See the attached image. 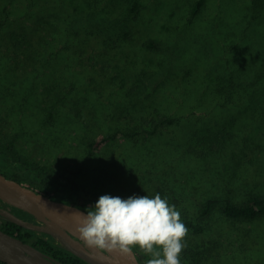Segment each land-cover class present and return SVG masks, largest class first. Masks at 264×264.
Returning <instances> with one entry per match:
<instances>
[{
  "label": "rangeland",
  "instance_id": "obj_1",
  "mask_svg": "<svg viewBox=\"0 0 264 264\" xmlns=\"http://www.w3.org/2000/svg\"><path fill=\"white\" fill-rule=\"evenodd\" d=\"M86 1L13 0L0 27V170L31 187L51 179L60 199L83 187L151 233L215 240L217 264H264V217L223 211L264 196V0H205L195 15L198 0H139L138 13ZM117 131L130 135L91 146Z\"/></svg>",
  "mask_w": 264,
  "mask_h": 264
},
{
  "label": "water",
  "instance_id": "obj_2",
  "mask_svg": "<svg viewBox=\"0 0 264 264\" xmlns=\"http://www.w3.org/2000/svg\"><path fill=\"white\" fill-rule=\"evenodd\" d=\"M12 208L29 216L19 215ZM0 218L32 230L88 264H144L121 231L95 210L55 199L1 170ZM0 261L7 264H69L1 227Z\"/></svg>",
  "mask_w": 264,
  "mask_h": 264
},
{
  "label": "trees",
  "instance_id": "obj_3",
  "mask_svg": "<svg viewBox=\"0 0 264 264\" xmlns=\"http://www.w3.org/2000/svg\"><path fill=\"white\" fill-rule=\"evenodd\" d=\"M34 1L32 0V2H30V4L33 5ZM71 1H73V0H71ZM94 1L99 2V0H94ZM12 2H13V0H9V3H11V9L10 10L6 9L7 15H6V18L0 20V27H2L4 25H8V17L10 15L14 14V11L12 10ZM128 2H129V4H131L129 7V10H132V11H130V12L131 13H138L140 10V1L139 0H129ZM204 3H205V0H198L197 1L196 5L194 7V11H193L194 15L200 11V9ZM84 4L91 5V4H93V0H87ZM105 10H110V9H109V7H107ZM101 13H102V11H101ZM104 14H108V11H103V15ZM123 15L126 16L127 14L123 13ZM43 24H44V26L48 27V29H53L52 26H48L43 22H41L39 24V26H41ZM61 28L66 29L68 31V33H70V34L72 33L70 28L67 26L66 27L61 26L60 29ZM38 31H39V29L37 28V33L39 34ZM59 33L67 38L64 41V43H62L64 45L65 42H68L69 38H71V37H69L68 34L65 35L64 32L59 31ZM125 34L127 36L130 35L131 30L130 29L125 30ZM11 36L13 39H15V40L17 39V35L15 33H12ZM53 38H54V40L57 41V39L53 35H52V37H41L40 40L43 42H46V43H52L53 44ZM59 40L62 41L60 36H59ZM20 42L21 41H19V43ZM106 42H107V40H105V43ZM146 44L152 45L155 43L148 42ZM51 55H53V53H51ZM68 72H70V71L68 70ZM14 78H15V76H14ZM10 84L11 83L8 82V85H10ZM7 88H8V86H7ZM11 99L14 100V97L11 96ZM13 103H14V101H13ZM8 113H6L7 116H8ZM167 121L173 122V120L169 119V118L162 119V122H167ZM5 123H6V121H5ZM0 132L4 133L3 129H1ZM121 135H130V134L129 133H123L121 131H117L113 134H104L100 138L92 139L90 141V144L93 148L98 149V148H101V147L108 145L111 142L115 141ZM10 144L12 145L13 142H11ZM91 152H93V150H91ZM1 171L4 172L5 170H1ZM4 173L11 178H14L18 181L24 182V179L20 176H17V175L10 176V174H7L6 172H4ZM50 180L51 179H47L45 182H35L34 181L33 187L35 189L40 188L41 191H43L44 193L55 198L56 195H53L51 190H50ZM69 191H73V193L77 194V198H73V199L67 198V196H65L66 195V193H65L66 191H65L63 193L64 196H61L62 197L61 199L63 201L73 203V204H76L78 206H82L84 208L89 207V206H87L88 205L87 203L91 202L92 203L91 207L96 209L97 213H102V212L108 211V210H106V207H105L106 200L103 197H101L97 194H94L90 191L87 192L84 190L83 187L74 188V189L69 190ZM216 205H217L216 199L211 198V199L207 200L202 207L201 215L203 217L209 216L212 213V211L215 209ZM12 209L17 214H19V212L25 213L21 210L15 209V208H12ZM223 211H224L226 216L231 217V218L244 219V220H250V221L251 220L252 221L257 220L261 217H264V196L260 195V194H254V195L249 196L247 198V200L242 202V203H236L233 200H230V198H227L225 203H224ZM111 214L116 215L117 218H121L124 221L123 225H124V229L126 230V232H124L123 235L125 237H128L127 233L130 235V232H132V229L137 234H142L143 232L145 233V231L142 230L143 231L142 232L141 230H139L140 225H138L137 223L132 221L131 218L128 217L124 213V211L111 212ZM109 223L113 224L112 221H109ZM183 226H184V228L191 226L197 232L203 230L202 226L193 225V223H191V222L183 223ZM0 227L3 228L5 231H8V232L22 238L25 241L31 242L34 245L40 247L41 249L50 252L51 254L59 257L60 259H62L63 261H65L69 264H88L85 260L81 259L77 255L69 253V252L65 251L64 249L53 245L49 241L35 235V233L32 230L26 229L23 226L15 223V222L0 218ZM117 228H119V227H117ZM135 228H139V229H135ZM5 264H7V263H5Z\"/></svg>",
  "mask_w": 264,
  "mask_h": 264
},
{
  "label": "flooded vegetation",
  "instance_id": "obj_4",
  "mask_svg": "<svg viewBox=\"0 0 264 264\" xmlns=\"http://www.w3.org/2000/svg\"><path fill=\"white\" fill-rule=\"evenodd\" d=\"M1 170H5L4 172L10 174L4 168ZM10 176H12V174H10ZM55 199L62 200L57 197H55ZM86 208L91 210L94 209L92 207ZM98 214L107 222L111 221V211ZM19 215L25 217L29 216L27 213L20 212ZM119 221L122 220L119 219ZM118 229L122 234L126 232L124 228ZM139 230H143L145 233L142 231V234H137L132 229L130 235L127 233L128 237H126V239L135 251L139 260L144 264H217L215 240H196L193 238L197 237L198 234L184 236L151 233L141 225Z\"/></svg>",
  "mask_w": 264,
  "mask_h": 264
}]
</instances>
